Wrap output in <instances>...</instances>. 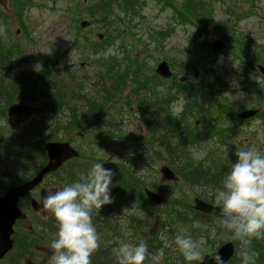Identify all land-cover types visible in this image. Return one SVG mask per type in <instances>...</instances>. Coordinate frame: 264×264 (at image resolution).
<instances>
[{
    "label": "rangeland",
    "instance_id": "1",
    "mask_svg": "<svg viewBox=\"0 0 264 264\" xmlns=\"http://www.w3.org/2000/svg\"><path fill=\"white\" fill-rule=\"evenodd\" d=\"M37 7L32 9L28 16H27V22H25L27 27V33H23L21 29L19 28L17 21L12 15V12L9 10V0H0V9L2 10V13L4 15H7L10 20L8 21V25L6 26H0V36H3L4 38V44H8L9 42L13 44H18L22 49H25L26 52L22 54L23 57H28V59L25 61L23 66L21 67V71L23 69L28 70H37L40 69L37 67V64H41L45 61V59H51L52 61L48 62L47 65L50 67L45 68L49 75L55 76L57 72L59 74L65 76L69 81L73 78L76 80H81L78 72L77 67L79 64V60L81 59L82 54H85V48H82L80 46H75L74 42L70 41L69 35L72 33V24L70 23L71 20L74 17H77L78 11L80 8L77 6L75 8L70 7L69 2L71 0H35ZM77 1V0H72ZM83 4H85L88 7H91V9L87 13L93 12V5L91 2H87L85 0H80ZM182 2V0H180ZM189 1V0H188ZM230 3L228 5L229 9H232V12H235L237 14H232L229 12V10H226L224 6L217 5L215 6V12L211 13L210 22L208 21V26L210 27H216L217 23L219 30L218 32L225 36V34L232 35V31L229 27L233 28L232 26L236 27L237 36L243 37L244 35H247L248 37L253 39V42L255 45H253V48L251 49V53H253V59H258L264 56V20L261 19L259 16L262 15L264 17V0H228ZM250 1V3H248ZM185 2H187L185 0ZM144 3L146 4L144 10H143V18L139 22V26L135 29H132L134 20L136 16H133L132 14H120L116 13L117 18L119 20L125 21V27L127 26L128 33H131L135 35V40H133L134 48L131 50V60L129 62V65L126 64L128 67H123L121 70L126 71L129 68L133 69L136 73L137 72H145L146 75L151 76V73L147 69H143L141 64L144 63L145 65H148L149 67H153L150 60H146L145 54L147 52H150L153 48L159 49V52L161 53L163 60L165 62H176L178 65V69L182 72L179 73L176 71V78L179 80L181 78H185L184 81L189 82L192 86L195 82V80L192 79V68L195 67L197 69L203 67L205 65V61L211 59L213 56L210 53L207 48H201L196 47L194 50V55L189 56V49H187V38L192 37L194 38L196 44H197V36L194 34V30L191 27H188L186 25H178L173 20L170 19L169 12L167 10H163L161 5L157 4L154 0H144ZM191 4V3H190ZM191 10L192 12H196V10L193 8L194 6L191 4ZM77 10V11H76ZM75 15V16H74ZM245 15V16H244ZM2 18V17H1ZM3 20V18H2ZM170 20V21H169ZM230 20L231 23L228 21ZM117 20L110 21L108 23L109 28H112L113 30H116L117 27ZM132 21V23H130ZM115 22V23H114ZM71 24V25H70ZM114 24V27L111 25ZM132 24V26H131ZM225 26H224V25ZM107 25V23H106ZM100 27V28H99ZM131 27V28H130ZM160 28H162L161 31H168V35L166 37H161L162 41L161 43L156 42L153 44L151 41H147V34L150 33L151 30L157 29L156 33L160 31ZM90 30L85 32V36L90 41H95V34L103 33L105 29L104 24H100L99 26L95 24L92 25ZM19 30V33L16 34L15 32ZM224 31V32H223ZM2 33V34H1ZM132 36H127V40H131ZM117 42H115L113 47H110L105 52H103V55L105 56H111L113 60H119L120 58V51L116 47ZM65 48V52L62 53V49ZM245 49V48H244ZM37 51L38 54L34 55V52ZM89 53L90 50H89ZM160 53H156L155 56L160 58ZM61 54V55H60ZM62 56V57H61ZM188 56L189 59L193 61V66H191L190 70L187 72V69L184 67V71L187 72L184 73L181 69L182 67L188 63ZM235 60L232 58H229L228 55L221 58L218 74L217 77H219V85L223 88L228 90L229 93H217L215 96H210L212 98V101L214 102L215 97V106L212 105V102L208 103L212 106H203L201 105V109L203 113L201 114L200 118H204V120L214 121L215 129H216V135L215 138H209L205 141H200L196 144L197 147L193 148L191 151H189V158L191 160L185 159L184 164L186 166H198L199 159L203 157V153L207 152V150L211 149V152L207 154L206 156V162L211 160L212 158H216L214 160V167L221 168L222 165H228L231 167V164L235 163L236 160H233V155L235 151H232V148L235 149H243V150H254V147L260 146L264 151V131L259 133H253V129H260L259 124L257 122H254L252 125H239L235 123L234 120H219L217 119L215 121V113L216 112H226L230 111L234 113L232 110H237L239 112L243 111V109H250L253 107L254 103H258V97H257V90L258 87L256 85L258 81V77L256 75H252L249 73L248 76H243V73L239 71L237 62L234 63ZM210 68L212 67V63L209 62ZM56 69V71H55ZM118 69V68H117ZM59 70V71H58ZM47 74V72H46ZM65 74V75H64ZM35 75V74H30ZM199 77H197V80ZM149 81L154 84V80L149 79ZM195 92H197V89H193ZM94 92V91H93ZM198 93V92H197ZM110 92H107L105 96H96L95 100L87 99L85 103H80L78 106V115L81 111L80 107L84 108L86 107V104H88L90 107L95 106L96 108H99L101 104H105V100L109 97ZM199 94V93H198ZM162 95L165 100H168L166 93L164 90H162ZM135 97L130 98L129 100H133ZM184 97L178 98V103L175 104V106L169 109L166 108H160L159 113L161 116V119L167 120V123H169V129H176L184 130L185 129V123L177 124L179 121L177 119L178 115L180 114V111L183 107ZM206 99V98H205ZM208 101V100H207ZM199 102L204 104L203 96L199 94ZM115 104H112L114 106L112 108L111 113L122 114V118L118 121L119 125H121V129H124L125 131H128L130 133L132 126L131 123H133V132L135 133L138 128L135 126L138 125L139 120L136 119V121L133 120V116L130 115V107L127 106L125 103L119 104V100H114ZM232 109V110H231ZM213 111V112H211ZM66 110L63 111V114H66ZM211 112V114H209ZM103 112L100 111L96 116L102 114ZM204 114V115H203ZM210 115V116H207ZM228 115V113H226ZM231 117V115H230ZM199 118V119H200ZM46 115H42L36 118L34 123V129L38 133L41 134V137L45 135L44 130L48 128V126L51 124V121L55 119H47ZM44 121L48 123V125L45 126ZM2 125L5 126V118L2 119ZM99 122H96L95 125H92L91 127L94 128L97 126ZM1 127V126H0ZM29 128V124L27 127H19L17 130L13 131V134H19L24 129ZM51 128V125H50ZM88 130V129H86ZM221 130V131H219ZM219 131V132H218ZM135 133L137 136L142 138V140H145V133H142L141 130H138ZM65 133V132H64ZM86 133V132H85ZM48 134H50V137H46L44 140H63V133H53V131L48 130ZM161 134V133H160ZM156 135L155 139L160 135ZM165 134V132L163 133ZM188 138L192 137L190 134H185ZM87 136V135H86ZM184 140V139H183ZM73 143L79 148L83 140H73ZM255 145V146H253ZM102 146L98 145L97 150H101ZM132 149H125L122 150L124 152H131ZM216 150V152L214 151ZM120 153V152H119ZM43 156V155H42ZM41 156V153L39 151H36L35 155L31 156L30 163L32 164V167L37 168V170L46 162L45 157ZM129 154L123 153V154H117L115 157L112 158L114 163L120 164V165H129L132 164L131 169L132 171L137 175H143L145 177V181L142 180V182H145L148 187L153 188V185H157L154 189L158 191L160 194L166 196L168 200L171 199V197H176L180 195L181 193H185V195L189 196L190 193H193V191H189L185 185L182 184L181 181L177 180L179 184H181L182 190H179L175 187L173 183L168 184L165 182H162L160 180V174L158 173V169L161 166H167L166 162L161 160L160 162L151 163L150 168H144L140 167V165L135 163V160L132 158H129ZM129 158V159H128ZM42 159V162H39V160ZM208 163V162H207ZM137 165V166H135ZM169 167V165H168ZM171 168V167H170ZM172 169V168H171ZM143 170V171H142ZM0 171L2 173V166L0 165ZM142 171V172H141ZM28 172V171H27ZM0 173V174H1ZM8 173V172H7ZM9 174L5 176V178L0 181V189H3L4 187L8 186L10 183L9 180ZM138 179V177H136ZM52 178H47L45 180V188L48 191V194L54 193L55 186L51 183ZM13 184V183H11ZM152 189V190H154ZM162 190V191H161ZM163 196V197H164ZM186 200L188 199L185 197ZM134 203V204H133ZM173 207V203L168 201L164 206L161 207V211H164L160 214V217H164L165 210L167 208ZM140 209L139 203L132 202L128 204H122L120 205L119 209L116 213H110L108 216H106L107 219H117V225L122 224L121 226H126L128 217H124L125 215H129L130 217L134 215L136 217L137 211ZM117 214V215H116ZM40 216L42 214H39ZM179 218V217H178ZM183 219H186L184 217ZM30 228V226L25 225L23 226V229ZM198 233H206L209 232V235L212 237V239L207 236L205 237L207 240H212V246H218L223 242H227L231 239L226 238L222 232L216 230H209L207 227L199 226L198 228L195 227ZM109 235V233H106ZM109 237V236H108ZM121 236L117 238V241H121ZM129 242V241H125ZM169 244V247L165 250V259L164 264H180L181 262L185 261L183 256H180L171 245V241H166L164 239L163 247L165 246V243ZM118 247L117 245H114V248ZM38 249V248H36ZM31 251V250H30ZM155 250L154 252H156ZM33 253V252H32ZM44 256L45 262L48 259L47 256H45L43 253H39V250L34 251V256H32V261L35 264H38L39 257Z\"/></svg>",
    "mask_w": 264,
    "mask_h": 264
},
{
    "label": "trees",
    "instance_id": "2",
    "mask_svg": "<svg viewBox=\"0 0 264 264\" xmlns=\"http://www.w3.org/2000/svg\"><path fill=\"white\" fill-rule=\"evenodd\" d=\"M21 1L22 0H20V2ZM186 1L188 2L187 6L191 7L192 4L196 10L199 8L198 0ZM133 8L134 7L132 3L126 0H122L119 3L118 8L114 7V9H116L117 11L120 10V12L124 11L125 13H129L131 10H133ZM102 14L104 15V13ZM108 14L109 16H113V8L107 7L105 18L108 17ZM3 44L4 43L0 41V95H7L10 101L13 100L12 92L18 93V89L22 90L24 88V94L26 95V97H30L31 101L37 104L36 113L39 112V114H42V111H46L52 114V112L59 109V106L64 105L65 102H67L66 107L69 109L68 101L71 102V100H75L74 96L76 95L82 94L87 99L93 100L96 98V96H98V94L102 93L101 89L98 88L96 96H92L91 94H93V91L81 89L83 82L79 83L77 87H75V91L72 86H69V81H67V79L62 75H58L57 78H53L54 80L50 82L52 79L47 77L48 75L46 74V72L48 73V71L45 70V68L49 67L48 65L42 67L38 72L32 70V74L35 75L26 76L20 74V77H23L22 79H27L28 81H16L12 78L13 76L11 71L14 68L13 63L17 62V60L13 59L12 61V54L10 53V49H15V46L10 44V47L8 48ZM139 73L140 72H137L136 75L134 74L132 76V85H143V83L138 78V76H140ZM101 75L102 72L98 73L96 79L100 82H104V88H107L106 83L109 82L110 79H118L117 75L114 74V76H111V74H108L107 71L103 72V76ZM58 87H61L63 89L59 91L57 89ZM6 90H9L10 93L6 94ZM144 94L145 97L141 96L137 101L134 102L139 108L142 107L145 102H151L150 95H153L154 93L150 94L148 92V89L145 88ZM89 95L95 98H91ZM111 100L112 99L107 98V100H105V104H101L99 108L92 106L93 109L90 108L89 111L86 110L84 113H82V117H79L78 115L69 117L68 124L65 117H54L53 115L52 119L54 118L55 120L51 121V128L49 125L48 128L44 130L45 135L43 137H41L40 133H35V127L33 123L32 126L24 129L21 133L17 135L11 134V132L1 123L3 119V107L7 103H0V165L2 166L0 181H2L8 173H10L8 177L10 183L8 184V186L19 184L28 180L40 169L39 168L37 170V168L32 167V164L29 161L31 159V156L35 155L36 151H39V153H41V150L39 148L41 139L46 138L47 136H51L50 134H48V130H52L53 133H63L64 136L62 141L69 139L70 131L72 130L78 131L81 136L85 137L87 133H90L94 130L93 128H89L88 130H86V128L89 126V124L93 123V121L96 122V118L99 116L96 115L100 111L103 112L102 114H100L99 118L100 120H104L102 124L103 127L100 126L99 134L102 135L104 139L102 141L104 142L105 149L102 151L90 150L89 146H92L91 143H86L83 140L81 146H88L86 151L81 152V159L84 161L83 164H77L79 165L77 167L72 166L75 165V163L72 165L67 164L68 166L66 165L67 167H64L65 179L62 177H57L55 183H52L53 181H51L53 186L61 185L62 189L63 186L80 180V178L86 175L87 171L95 163H102L104 168L111 169L113 172L110 193L113 202L111 204L103 206L99 211L94 210L93 212V223L97 225V229L101 238V245L99 250L91 257L92 264H117L116 258L113 254L114 245H117L120 242L117 241V238L121 236V241L127 240L131 243H138L140 236L146 233L145 229H148V231L150 229V233H154L155 229L159 228V232L155 233L154 236H152L153 239L146 242L148 244V248L151 250L163 248L164 239L162 237L169 236V234H172L173 232L176 234L183 231L184 234L191 235L193 238L199 237L196 234V230L191 229V227L189 228L188 221L186 220L184 222L183 219L184 217H187V210L188 214L193 215L189 206V199L192 193H190L189 196L185 195V193H182L176 197H171L170 200L167 199V202L170 201L173 203V207L167 208L165 210L164 217H159V215L163 211H161V209L158 207L152 206L145 199L143 190L144 188L148 187V185L145 183L146 181L144 180L145 177L143 175L139 176L135 174L131 169L132 164H125L120 168V164L116 163L118 167H116L115 164H113L114 168L112 167V164L108 159L110 148L112 150L114 147L119 148L120 142L126 138H131L132 135L130 133H123V129H121L119 133L114 135L106 132L107 128L112 127L110 111H112V108L114 106H112V103H110ZM63 109H61L60 112H62ZM217 116L219 115L217 114ZM144 122H146V120ZM180 122L181 121H178L177 124H180ZM44 124L45 126L48 125V123L46 122H44ZM142 125L146 126L145 123H142ZM140 128L144 133L146 132L145 140H142L140 138L138 141V136V138L135 137L137 143H133V145L140 144L145 147L143 152L146 157L142 158L140 156H137L139 155V153H143L141 151H139V153H134L135 159H138L136 162L138 165H140V167L148 169L151 167V163H153L154 160H163L167 163V165H169V167L172 168L175 177H177L176 180L180 179L182 181V184L185 185L189 191H193V193L196 194L195 196L201 197L207 201L214 199V189L222 186V180L225 174L230 171L231 167H229L228 165H222L221 168H215V164L213 163L204 164L199 162L197 167L196 165L188 167L184 164V160L187 158H185L186 154H184L185 151L182 146V143H185V141L182 139L183 133H181L180 130H178L177 128L169 129L167 133L160 134L156 132L155 129L149 132L147 126L145 128L140 126ZM212 128L213 127L210 126V129ZM158 134L160 135L155 139V136ZM128 141L135 142V139L131 138ZM172 141H176V143ZM42 154L43 153H41V156ZM42 161V159L39 160V162ZM119 169H121L124 173H122V176ZM136 177H138V179ZM142 180H144L145 182H142ZM176 180L173 182V184L177 189L182 190L181 184H179ZM119 181H121L122 184L119 185ZM123 182L125 184H131L132 186L133 183H136V187L138 188L137 198L139 201L138 203L140 204V209L137 211L136 217L132 215V217L128 218L129 223H126V226H121L122 224H119L118 226L117 219L113 218L106 220L105 217L110 213L113 214L117 212H114L117 204V200L114 199L118 197L119 190L121 191L120 203L122 201H126L123 199L129 198V200H133L132 194L127 193L130 191L129 187H126ZM153 186L155 187V185ZM208 190L210 191V193L208 192ZM185 197H187L188 199L186 200ZM130 203H132V201H130ZM29 218L31 219L33 224V235L31 233L24 232L22 234V238L19 240V247H15L16 250L11 252L2 262H0V264H23L25 260L31 258L33 256V253L30 251V248H28L29 241H32L31 244H33V242H36V245L40 244V246L44 247L46 249H43L45 255H50L51 251H53L50 248V243L52 238L54 237V234L58 230V225L55 217L49 210H47L42 212V217L30 213ZM103 231L109 233V235L103 233ZM163 232L167 233L163 234ZM136 234L140 236L136 237ZM234 244L238 249V242L234 240ZM252 247L259 254L256 259V264H263L264 240H254L252 243ZM229 264H241V260L237 256V254Z\"/></svg>",
    "mask_w": 264,
    "mask_h": 264
},
{
    "label": "clouds",
    "instance_id": "3",
    "mask_svg": "<svg viewBox=\"0 0 264 264\" xmlns=\"http://www.w3.org/2000/svg\"><path fill=\"white\" fill-rule=\"evenodd\" d=\"M37 67L41 68L39 64ZM234 155L237 161L231 164L222 186L214 189L215 206L209 215L226 238L238 242L236 254L241 264H256L259 254L252 243L264 240V154L237 149ZM112 177L111 169L95 163L80 180L43 197L42 207L52 213L58 225L48 264H92L91 257L101 245L93 212L113 202ZM162 238L167 241L166 236ZM171 245L188 264H204L206 258L209 264H225L203 236L193 238L181 231ZM167 247L166 242L163 248L151 252L143 239L138 243L120 241L113 254L117 264H164Z\"/></svg>",
    "mask_w": 264,
    "mask_h": 264
},
{
    "label": "water",
    "instance_id": "4",
    "mask_svg": "<svg viewBox=\"0 0 264 264\" xmlns=\"http://www.w3.org/2000/svg\"><path fill=\"white\" fill-rule=\"evenodd\" d=\"M211 46L216 53L223 48L221 43L217 41H211ZM159 68L166 69L165 65H161ZM30 115L31 108L29 106L23 103L14 104L7 111V124L11 129L16 128L19 124L27 121ZM44 148L49 158V162L45 168L42 169V171L32 180L26 182L23 185L10 188L4 198L0 199V259L3 258L9 250H11L12 241L10 240V236L13 233L12 227L16 220L25 218V216L17 208L19 199L25 196L38 184H40L46 174L56 171L66 160L77 156V153L65 143H49L45 145ZM160 173L162 175V179L165 181H169L173 178V175L168 168H162ZM145 194L147 198L155 205H160L163 202L162 197L153 192L146 191ZM40 196L41 200L39 204H37L35 201L31 202L35 211L43 208L42 199L44 196H46L45 192L41 191ZM213 207V205L196 200L194 209L205 214H209ZM222 251H227L229 254H231L232 246L226 245L220 250L219 254L223 257L224 261H226L229 255ZM26 264L30 263L28 262ZM204 264H209L207 258L205 259Z\"/></svg>",
    "mask_w": 264,
    "mask_h": 264
},
{
    "label": "flooded vegetation",
    "instance_id": "5",
    "mask_svg": "<svg viewBox=\"0 0 264 264\" xmlns=\"http://www.w3.org/2000/svg\"><path fill=\"white\" fill-rule=\"evenodd\" d=\"M130 82L128 80H126V83L122 84L119 87H114V86H109L108 87V91L110 92L109 96L110 97H114L115 100L117 99H121L123 97V95L125 94L128 98H132V97H136L137 92L136 90L134 92H132L130 90L131 86H130ZM129 86V87H128ZM82 89H84V85H82ZM85 90V89H84ZM112 90L115 92L114 94H112ZM129 93H127V92ZM6 94H9V90L5 91ZM101 95V94H100ZM103 96V95H102ZM81 95H78L75 100H71L70 104H69V109L66 112V117H74L77 113H78V105L80 103H85V101L87 100V98ZM91 98H94L91 96ZM155 105L151 102H146L144 104V108L142 110L143 113H145L148 117H149V125L151 127H155L156 129L163 131L164 129V122L163 119H161L160 113H159V109H154ZM90 107L88 104H86V107L82 108L80 107L81 111L84 113L86 110L89 111ZM93 109V108H92ZM75 113V114H74ZM122 117L121 115L116 116V121L117 119L120 120ZM167 121V120H166ZM96 122L100 123V119L97 118ZM198 122V121H197ZM197 124V123H196ZM198 125V124H197ZM165 126H167V123L165 122Z\"/></svg>",
    "mask_w": 264,
    "mask_h": 264
},
{
    "label": "bare ground",
    "instance_id": "6",
    "mask_svg": "<svg viewBox=\"0 0 264 264\" xmlns=\"http://www.w3.org/2000/svg\"><path fill=\"white\" fill-rule=\"evenodd\" d=\"M10 102V99L7 95L5 94H1L0 95V103H3V104H6V103H9ZM139 125H141V123L139 122Z\"/></svg>",
    "mask_w": 264,
    "mask_h": 264
}]
</instances>
